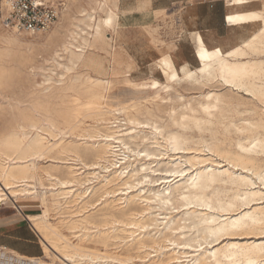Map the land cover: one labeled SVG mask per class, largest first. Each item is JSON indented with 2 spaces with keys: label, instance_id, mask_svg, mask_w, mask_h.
Wrapping results in <instances>:
<instances>
[{
  "label": "bare ground",
  "instance_id": "1",
  "mask_svg": "<svg viewBox=\"0 0 264 264\" xmlns=\"http://www.w3.org/2000/svg\"><path fill=\"white\" fill-rule=\"evenodd\" d=\"M93 1L102 15L95 17L94 10L88 14L75 8L79 14L76 22L84 27L68 28L61 40L55 38L59 22L70 18L66 4V11L44 36L0 31L4 45L1 54L12 55L16 47L29 46L42 38L46 44L58 42L56 48L68 52L69 62L77 66L84 48L104 40L107 31L115 32L118 22V11L109 8L111 3L116 6V0ZM258 1L225 0L233 10L226 15V25L250 30L233 46L215 43L208 47L199 32L189 33L196 68L191 69L187 63L176 67L170 54L164 53L156 62L163 83L153 79L139 83L123 80L127 87L145 91L142 100L154 103L158 114L145 104L139 107L138 99L113 107L108 100L111 83L87 77L85 101L73 98V105L64 112L56 110L54 119L35 117L29 110L28 116L0 132V204L9 201L18 209V197H37L40 201L41 213L24 216L39 237L43 252V257L29 262L264 264V19H249L252 14H264V1L258 10H240ZM159 10L157 16H167L166 10ZM4 16L2 5L0 21ZM110 16L114 18V29L104 25ZM228 16L241 19L229 23ZM77 38L82 48L75 46ZM201 41L208 53L219 48L221 57L202 61ZM242 43L248 48H241ZM237 48L241 49L239 53L227 55ZM53 51L57 55L58 50ZM5 70L0 66V75ZM171 74L178 79L173 81ZM153 83L159 87H150ZM181 83L240 90L251 99H233L211 88L198 98L179 93L181 103L177 108L160 109L158 103L171 101L169 93ZM246 104L249 107L241 110L240 106ZM134 112L146 118L141 121ZM160 113L167 119L163 120ZM120 114L122 120L117 117ZM87 117L96 126L85 125ZM145 129L149 135H140ZM67 135L72 139L67 140ZM172 142L182 150L174 151ZM139 143L153 150L139 148ZM164 157L168 167H152ZM86 158L91 161L86 162ZM39 160L50 164L40 166ZM136 164L139 167L133 169ZM176 171L184 175H168ZM50 212L57 215L56 223L50 221ZM175 212L182 216H173Z\"/></svg>",
  "mask_w": 264,
  "mask_h": 264
},
{
  "label": "rangeland",
  "instance_id": "2",
  "mask_svg": "<svg viewBox=\"0 0 264 264\" xmlns=\"http://www.w3.org/2000/svg\"><path fill=\"white\" fill-rule=\"evenodd\" d=\"M46 2L56 7L57 10L61 9L60 14L55 21L56 23L58 22L59 17L63 15L62 12L66 11L64 4H66L71 12L70 18L68 20H63V22L60 21L63 24L59 22L60 28L58 29V36H62H56V40L64 39V36L67 34L66 31L68 30V28L72 29L77 25L80 26V29H83L84 26L76 22V20L79 19V14L75 12V8H80L81 10L83 9L88 14H91V11L94 10L95 13H92V15L95 17H97L98 15H102V12L98 10L93 0H48ZM113 5L111 3L109 5V8L111 10L118 11L117 0L116 6ZM166 14L167 16H157L154 13L155 16L152 15L151 17L148 15L146 18L139 16H118V22L115 32L107 31L104 36L105 41L100 40L95 44L94 47L91 48L85 47L83 53L84 56L81 60V63H78L77 66H73L69 62L68 52L56 48L58 47L56 46L58 45V42H56V44H46V42L43 41L42 38L41 40L38 38L29 46L23 44L16 48L14 47L15 49H13L14 52L12 51V55H5L4 53L1 54V52L4 50V47H2L4 45L0 40V66L6 69V73L4 72L2 75H0L2 79L0 81L3 82H0V132L9 127L11 124L19 122L25 116H28L29 114L27 115V113H29V110L34 113L35 117H51L54 119L57 111L64 112L66 111V109L68 110L73 105V98L78 97L80 101H85V98L87 96L86 91L89 87L87 77H94L111 83L110 90L108 92V100L113 107H118V105L121 103H127L129 101L138 99L139 101L137 102V105L139 107H142L145 104L146 107H149L151 110L155 111L154 113L158 114L157 107L154 103H152L151 105L150 103H146L142 100L147 94L145 91H136L132 88H129L124 85L123 80L125 78H128L133 82L136 81V83H139L145 82V80L149 81L153 79L163 83L164 79L160 71L156 67V62L164 53L170 54L176 67L184 63H187L191 69H194L198 66V63L196 62L194 57V46L192 43V38L189 35L190 32H196V29L192 30L191 26L189 28L186 25V5H175L167 9ZM205 15V27L209 29H220L219 35L222 36V25L219 21L218 13H206ZM4 29L6 28L2 26L0 21V31H3ZM64 29L66 30L64 31ZM246 29L247 28L241 29L242 31L239 33V35L247 36L249 32ZM45 34L46 33L41 35L44 36ZM154 36L157 39L153 38ZM206 38H208L209 40H213V38L216 39V36L207 33ZM229 38V36H224V38L219 37V40L222 39V42H225ZM76 40L77 42H74L75 46L80 45L79 48H82L83 44L81 40H79V38H77ZM32 45L35 46L33 47ZM48 46H50L51 49ZM44 48H47L46 50H50V53L44 50ZM53 50H58L57 55H54V53H52ZM18 51L22 52L20 53ZM13 53L16 54L14 55ZM9 59H12V61H10ZM6 63L9 65H5ZM79 75L81 76L79 77ZM211 88L216 90L218 93L229 95L233 99L243 98V100L246 99L247 101L251 99L248 94L240 90H232L226 87L216 88L215 86H205V88H201L198 85L196 86L181 83L180 85L174 86V90L169 93L172 100L158 103L159 108L165 110H168L171 107L177 108L181 103L177 98V95L179 93L186 98H198L201 92L209 91L211 90ZM68 89L70 91H68ZM76 93H78V95ZM248 107L249 106L246 104L244 106H240V109L244 110ZM133 115L138 117L137 119H141V121L146 118L145 116H140L135 112L133 113ZM159 115L164 118L163 120L167 119L163 113H160ZM20 117L23 118L21 119ZM117 117H119V120H122L124 118L122 114L118 115ZM83 121L85 122V125L89 124L90 126H96L92 118L87 117ZM122 123L123 122L121 121L120 124ZM122 127L125 128L127 126ZM32 135L33 131L29 133V137ZM140 135H149V131L145 129L143 130V133H140ZM68 138L72 139V137H69V135H67L66 139L69 140ZM131 146L134 147L133 144H131ZM144 147H147L149 150H153L149 148V145H147L146 143H141L139 145V148ZM88 160L91 161V159L89 158L85 159L86 162H89ZM38 163L40 166H46L47 164H50L49 162L47 163L46 160H39ZM167 163L168 160L166 159V157H164L163 160H159L154 163L152 167H154L155 169H162L169 166L167 165ZM138 167L139 164H136L133 166V169H136ZM42 184H45V186H47L46 181H42ZM18 198L19 199L16 204L21 207L29 206V212L31 211L33 213L27 215H35L41 213V209L39 208L40 201L37 197ZM11 208H14V204L9 201H7L4 205L0 204V215L7 217L12 215L13 211ZM24 211H26V209H24ZM172 215L176 216L177 218L182 216V214H176V212ZM50 217V221L52 223H56L58 221L56 219L57 215L54 212H50ZM62 231L66 235H68L65 229H62ZM37 242L40 244L39 237H37ZM45 260L50 261L51 259Z\"/></svg>",
  "mask_w": 264,
  "mask_h": 264
},
{
  "label": "crops",
  "instance_id": "3",
  "mask_svg": "<svg viewBox=\"0 0 264 264\" xmlns=\"http://www.w3.org/2000/svg\"><path fill=\"white\" fill-rule=\"evenodd\" d=\"M261 1L253 2L240 10H258L261 7ZM182 4L186 5V25L189 28L191 26L192 30L196 29V32H199L203 36L208 47H213L215 43L221 45L228 43L230 46H233L239 42V33L243 28H232L224 22L226 15L233 11L226 6L225 0H117L119 16L123 17L139 16L146 18L148 15L152 17L153 13L160 11L159 9L167 10L175 5ZM216 12L222 25V36L219 35L220 29H209L205 27V14H215ZM246 30H249V28ZM207 33L216 36V39L213 38L210 41L206 38ZM224 36L230 37L227 42H222V39L219 40V37L224 38ZM11 209L13 211L12 215L8 217L0 215V243L12 255V257L4 258L2 263L32 264V262H29V259H37L43 256L41 245L37 242L38 236L24 217L26 214L33 213L31 211L29 212V206H23L21 213L16 212L13 208ZM17 256L28 260H21Z\"/></svg>",
  "mask_w": 264,
  "mask_h": 264
},
{
  "label": "built area",
  "instance_id": "4",
  "mask_svg": "<svg viewBox=\"0 0 264 264\" xmlns=\"http://www.w3.org/2000/svg\"><path fill=\"white\" fill-rule=\"evenodd\" d=\"M2 5L5 13L1 20L2 26L17 33H45L53 26L59 14L57 8L45 0L40 5L35 4L34 0H0V7ZM17 208L13 209L21 213L22 209L19 206ZM7 257L12 255L0 243V264H3L4 258Z\"/></svg>",
  "mask_w": 264,
  "mask_h": 264
},
{
  "label": "snow or ice",
  "instance_id": "5",
  "mask_svg": "<svg viewBox=\"0 0 264 264\" xmlns=\"http://www.w3.org/2000/svg\"><path fill=\"white\" fill-rule=\"evenodd\" d=\"M35 4L37 5H40L43 3V0H34ZM238 19H241L240 17H233V16H228L227 17V20L229 23H235ZM249 19L251 20H262L264 19V14H261V15H256V14H252ZM5 23H8V21H5ZM104 25H106V27L108 29H114L115 27V23H114V18L113 17H109L108 19H106L104 21ZM100 29L98 28L97 29V32H99ZM261 33L264 34V29H261ZM253 39H255V37H253ZM241 48L243 49H247L248 48V44L247 43H242L241 44ZM240 48H237L235 49L234 51H230L227 53V55L229 57L231 56H234L236 55V53H239L240 52ZM221 50L219 48L215 49V51H213L212 53H208L204 48H203V41H201V48H200V53H199V58L204 61V60H210L214 57H221ZM165 75H168V73H165ZM171 79L173 81H176L178 79V77L175 75V74H171ZM224 83L225 84H228L229 83V80L225 79L224 80ZM233 87H235L236 85L235 84H232ZM150 87L152 88H158L159 85L153 83L150 85ZM173 143V150L174 151H181L182 149L175 143V142H172ZM141 155H147L146 153L144 152H141ZM168 175L170 176H177V175H180V176H183L184 173L183 171H176V172H169ZM262 180H264V178H262ZM145 183H147V181H144ZM2 195V194H0ZM233 227H236V225L234 224ZM59 264H64L63 261H60Z\"/></svg>",
  "mask_w": 264,
  "mask_h": 264
}]
</instances>
